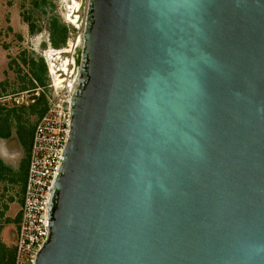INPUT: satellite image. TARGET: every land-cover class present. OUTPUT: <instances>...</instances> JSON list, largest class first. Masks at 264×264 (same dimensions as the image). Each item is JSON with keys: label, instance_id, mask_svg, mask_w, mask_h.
Wrapping results in <instances>:
<instances>
[{"label": "water", "instance_id": "obj_1", "mask_svg": "<svg viewBox=\"0 0 264 264\" xmlns=\"http://www.w3.org/2000/svg\"><path fill=\"white\" fill-rule=\"evenodd\" d=\"M36 264H264V0H88Z\"/></svg>", "mask_w": 264, "mask_h": 264}, {"label": "rangeland", "instance_id": "obj_2", "mask_svg": "<svg viewBox=\"0 0 264 264\" xmlns=\"http://www.w3.org/2000/svg\"><path fill=\"white\" fill-rule=\"evenodd\" d=\"M87 5L88 0H0V120L8 117L11 125V135L0 137V241L9 249L16 245L33 133L48 106L47 94L53 82L66 87L78 78ZM64 26L66 42L55 48L52 27L60 40ZM33 61L45 83L28 89L37 83Z\"/></svg>", "mask_w": 264, "mask_h": 264}, {"label": "built area", "instance_id": "obj_3", "mask_svg": "<svg viewBox=\"0 0 264 264\" xmlns=\"http://www.w3.org/2000/svg\"><path fill=\"white\" fill-rule=\"evenodd\" d=\"M77 80L66 87L53 82L48 107L36 124L29 155L15 264H36L49 236V204L71 131V103Z\"/></svg>", "mask_w": 264, "mask_h": 264}, {"label": "trees", "instance_id": "obj_4", "mask_svg": "<svg viewBox=\"0 0 264 264\" xmlns=\"http://www.w3.org/2000/svg\"><path fill=\"white\" fill-rule=\"evenodd\" d=\"M61 32H62L61 33L62 37L60 40H57L56 39L57 31H56L55 27L54 28L52 27L51 40H52V44L55 48H61L64 46L66 39H67L68 27L64 26V28ZM80 59H81V54H79L77 56L78 64L80 63ZM40 61H41V65H42L44 71H46L47 65H46L44 59L41 58ZM44 71L41 70L40 67H36L35 61L32 62L31 72H32V75L34 78L33 80H35L37 83H34V81H32V83H31L32 86H30L28 89H36L39 86H44L45 82L43 81V77H42ZM28 89H26V90H28ZM42 97H44V96H42ZM43 100H46V99L44 98ZM46 110H47V106H45V108H44V113ZM9 121H10V118H8V117H3L0 120V137L5 138V137H9L11 135V125H10ZM21 129H23L22 126H19L20 137H22ZM28 164H29V162H28ZM26 166H24V168ZM25 185H26V181H25ZM15 252H16L15 249H9L5 245V243L0 241V264H15Z\"/></svg>", "mask_w": 264, "mask_h": 264}, {"label": "bare ground", "instance_id": "obj_5", "mask_svg": "<svg viewBox=\"0 0 264 264\" xmlns=\"http://www.w3.org/2000/svg\"><path fill=\"white\" fill-rule=\"evenodd\" d=\"M53 65V64H52ZM54 66V65H53ZM52 70H53V68H52ZM53 71H55V70H53ZM63 81H65V79H60V81H59V83H61V82H63Z\"/></svg>", "mask_w": 264, "mask_h": 264}, {"label": "crops", "instance_id": "obj_6", "mask_svg": "<svg viewBox=\"0 0 264 264\" xmlns=\"http://www.w3.org/2000/svg\"><path fill=\"white\" fill-rule=\"evenodd\" d=\"M48 107V106H47ZM31 145H32V143H31ZM30 150H31V148H30ZM28 173V172H27ZM26 180H27V177H26ZM5 245H6V243H5ZM8 248H10L8 245H6ZM16 253V252H15Z\"/></svg>", "mask_w": 264, "mask_h": 264}]
</instances>
